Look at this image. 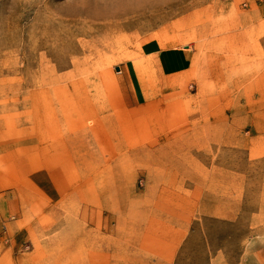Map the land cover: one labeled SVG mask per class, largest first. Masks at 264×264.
Here are the masks:
<instances>
[{
    "label": "rangeland",
    "instance_id": "rangeland-1",
    "mask_svg": "<svg viewBox=\"0 0 264 264\" xmlns=\"http://www.w3.org/2000/svg\"><path fill=\"white\" fill-rule=\"evenodd\" d=\"M133 2L117 25L119 13L106 15ZM114 27L124 37L108 56L107 45L102 59L88 55L95 36ZM150 44L190 45L198 58L225 62L220 81L207 77L213 89L205 96L195 73L185 95L151 97L164 116L176 106L185 121L204 120L206 138H218L220 177L191 194L200 205L192 212L181 208L180 193L171 207L164 173L157 177L163 169L154 175L148 166L153 155L164 164L169 131L155 145L137 144L136 161L126 163L123 153L107 160L89 134L106 102L100 71L132 60L148 75L142 64ZM46 124L62 157L76 145L71 190L46 216L76 222L77 235L55 242L61 246L46 250L39 264H264V0H0V155L22 169V157L43 151L38 132ZM14 247L22 252L20 243Z\"/></svg>",
    "mask_w": 264,
    "mask_h": 264
},
{
    "label": "crops",
    "instance_id": "crops-1",
    "mask_svg": "<svg viewBox=\"0 0 264 264\" xmlns=\"http://www.w3.org/2000/svg\"><path fill=\"white\" fill-rule=\"evenodd\" d=\"M148 48L145 54L149 60L142 64L149 67L148 75L132 60L121 63L114 71H100L98 81L106 102L90 124L89 134L95 146L101 147V153L104 152L107 160L110 154L118 160L123 153L122 161L126 163L136 161L139 152L133 148L137 144L144 142L155 145L158 136L163 131H169L166 144L170 146V153H166L164 164L160 165V160L153 155L148 157V166L155 170L154 175L157 174L155 168L163 169L157 177L164 173L162 191L171 194V207L178 206V198L173 194L180 193L181 208L192 212L200 205L198 196L194 199L191 194L205 192L204 187L215 184V178L220 177V159H216L213 152L218 138H206L204 120L197 119L192 123L188 117L185 121L181 116L182 110L176 106L169 112L171 116H164L168 112L162 106H154L151 97L185 95L194 83L195 73L198 75L197 92L202 88V96H205L206 91L213 89L207 77L212 76L213 81H220L225 62L212 55L198 58L196 49L190 45L157 49L156 45L150 44ZM212 59L219 64L212 65ZM201 107L203 110V102ZM158 120H166L167 123L164 121L165 126L162 127L157 124ZM44 127L45 131L38 132V137L43 138V151L39 148L37 155L28 152L22 157V169L16 170L8 155H0V264H39V257L46 250L61 246L55 242H70L77 235L76 222H61L55 216H46L51 210L55 212L61 208V202L56 201L60 193L71 190L70 178L73 174L75 177L76 168L75 155L71 156V153L76 152V145H69L65 150L68 155L63 154L62 157L60 140L53 143L54 146L50 144L49 126L46 124ZM158 127H162L160 131ZM116 137L121 146L117 144ZM123 142L129 150L128 154ZM206 145L212 152H205ZM151 151L156 152L155 149ZM46 198L48 201H45ZM36 199L41 201L36 202ZM33 210L35 214L31 215ZM41 210L44 211L42 215ZM79 223L81 231L87 225V220ZM46 240L54 244H45ZM15 243L21 244L22 252L16 251Z\"/></svg>",
    "mask_w": 264,
    "mask_h": 264
},
{
    "label": "bare ground",
    "instance_id": "bare-ground-1",
    "mask_svg": "<svg viewBox=\"0 0 264 264\" xmlns=\"http://www.w3.org/2000/svg\"><path fill=\"white\" fill-rule=\"evenodd\" d=\"M137 6V3L133 2L131 4H126V5H123V6H120L118 9L114 10L113 12L108 10L106 12V15H112V14H115V13H119V17L116 21H114V23L117 25V23L121 20H123V18H126V14L125 12H128L130 9H135V7ZM126 23H129L128 22V19H125V24ZM107 27V25L105 26ZM110 28H112L111 26H109ZM106 32V34H105ZM105 32H102L98 35L95 36L96 40L94 42L93 45H91L89 48L88 47V43L84 45V48L86 49L87 48V53L88 55H90L91 57L93 56H99L98 59H102V56L103 53H102V50L105 49L106 45H107V56H108V53H109V50H112L113 46H115L116 44V41L118 39H123V34L124 31L121 30L120 34H119V31L116 30V28L114 27L113 30L110 31V29H108V34H107V30ZM119 42V41H118ZM118 44V43H117ZM175 46V45H174ZM75 61V59H74ZM113 134H115L113 132Z\"/></svg>",
    "mask_w": 264,
    "mask_h": 264
},
{
    "label": "built area",
    "instance_id": "built-area-1",
    "mask_svg": "<svg viewBox=\"0 0 264 264\" xmlns=\"http://www.w3.org/2000/svg\"><path fill=\"white\" fill-rule=\"evenodd\" d=\"M6 243L8 244V243H9V241H6Z\"/></svg>",
    "mask_w": 264,
    "mask_h": 264
}]
</instances>
